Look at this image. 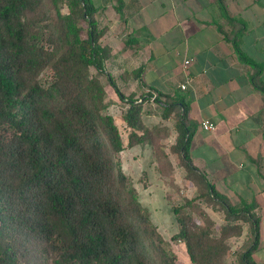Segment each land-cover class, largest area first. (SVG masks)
<instances>
[{
    "label": "trees",
    "instance_id": "trees-1",
    "mask_svg": "<svg viewBox=\"0 0 264 264\" xmlns=\"http://www.w3.org/2000/svg\"><path fill=\"white\" fill-rule=\"evenodd\" d=\"M95 16L91 0H0V264H178L175 243L191 264H264L252 258L253 207L231 205L190 160L187 103L124 95L116 78L141 71L110 73ZM130 150L140 151L138 186L122 159ZM172 156L195 195L169 204L166 240L141 192L169 181ZM202 204L222 213L218 233L202 211L195 223Z\"/></svg>",
    "mask_w": 264,
    "mask_h": 264
},
{
    "label": "crops",
    "instance_id": "crops-1",
    "mask_svg": "<svg viewBox=\"0 0 264 264\" xmlns=\"http://www.w3.org/2000/svg\"><path fill=\"white\" fill-rule=\"evenodd\" d=\"M91 1L105 29L110 73L141 71L139 80L121 82L123 90L187 103L190 160L231 205L253 207L252 258L264 263V0ZM204 120L212 131L202 130ZM129 155L140 165V151L122 154L131 170ZM147 206L169 209L165 200Z\"/></svg>",
    "mask_w": 264,
    "mask_h": 264
},
{
    "label": "rangeland",
    "instance_id": "rangeland-1",
    "mask_svg": "<svg viewBox=\"0 0 264 264\" xmlns=\"http://www.w3.org/2000/svg\"><path fill=\"white\" fill-rule=\"evenodd\" d=\"M99 28L102 29L101 26ZM103 38L104 37L101 38V42L104 44ZM90 73L95 74V70L93 68H90ZM115 76H117V75H115ZM116 81L118 82V84L120 86L121 92L124 95H128L130 92H128L127 88H125L123 90L121 80L116 78ZM104 83L106 84L105 81H104ZM106 90H107L109 97H112L111 99L115 100V101H113V103H114L113 106H111V112L116 115V114H118V111H119V109H118L119 105L116 102V98L113 95L112 89H110L109 86H107ZM139 93H141V92L136 91L135 97H138L140 95ZM130 156L131 155H129V157ZM173 160H174L173 161L174 169L169 174V181L165 180L166 182H163L158 177L152 178V179H150L151 184H149V185L152 186L153 184H155V186L158 187L159 189H150L148 186V188H146V190H143L141 192V195H143L144 198H146L145 199L146 203L149 200L160 201V202L162 200H165L169 205L172 203L176 204V203L180 202L183 198L185 199V198L194 197L195 187L193 186V184L191 182L186 181L184 179V172L178 167L177 161L175 160V157H173ZM128 162H130V161H128ZM124 163L127 164V162H124ZM129 164H133V163H129ZM133 165L131 166V170H132V173L134 174V177H135V183L138 186V184H139L138 179L140 177L142 164H140L138 166L134 163ZM162 182L165 183L166 186H163ZM164 188L165 189L167 188V191L164 192L165 195L162 193V191H164L163 190ZM149 190L151 192H149ZM199 211L204 212L206 217L214 223L213 230L216 233H218L219 227L222 224V213H220L218 211H214V210H212L211 207L206 206L205 204H202V205L198 206V209L193 214V219H194L195 223H198V224L203 223V220H201L202 218L200 219L197 217V213ZM152 217H153V221L157 225V227H158L160 233L163 235V237L166 240L169 239L170 236L172 235V233L175 231V224L172 221V217L170 215V212L168 210L165 212L164 211H158V210H152ZM244 240H245V238L243 235L240 238H230L227 241V244L230 248V251L232 252L235 249H238ZM170 248L176 254L178 264H191L187 254H186L184 245L182 243L171 244ZM224 263L225 264H233L232 259L230 258L229 255H226L224 257Z\"/></svg>",
    "mask_w": 264,
    "mask_h": 264
},
{
    "label": "built area",
    "instance_id": "built-area-1",
    "mask_svg": "<svg viewBox=\"0 0 264 264\" xmlns=\"http://www.w3.org/2000/svg\"><path fill=\"white\" fill-rule=\"evenodd\" d=\"M189 61H185V64H187ZM188 83V81L186 82ZM181 89H185L186 88V84H182L180 85ZM201 128L204 131H212L214 129V124L208 120H204L201 122Z\"/></svg>",
    "mask_w": 264,
    "mask_h": 264
}]
</instances>
